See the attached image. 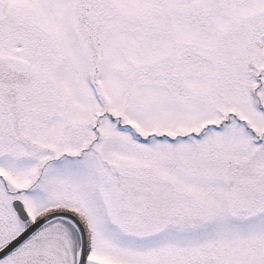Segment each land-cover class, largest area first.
Returning a JSON list of instances; mask_svg holds the SVG:
<instances>
[{"label": "snow or ice", "instance_id": "6c2138e0", "mask_svg": "<svg viewBox=\"0 0 264 264\" xmlns=\"http://www.w3.org/2000/svg\"><path fill=\"white\" fill-rule=\"evenodd\" d=\"M0 264H264V0H0Z\"/></svg>", "mask_w": 264, "mask_h": 264}]
</instances>
